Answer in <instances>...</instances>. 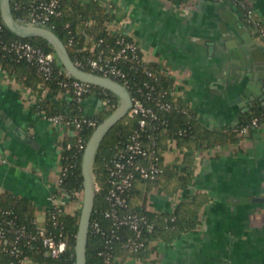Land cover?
<instances>
[{
  "label": "crops",
  "instance_id": "crops-1",
  "mask_svg": "<svg viewBox=\"0 0 264 264\" xmlns=\"http://www.w3.org/2000/svg\"><path fill=\"white\" fill-rule=\"evenodd\" d=\"M97 1L110 12L107 29L138 43L144 59L173 80L199 126L235 127L264 107L258 93L255 100L244 96L245 82L236 76L246 61L263 79L264 40L233 0ZM244 3L264 21V0ZM45 94L42 85L33 90L0 67V193L30 199L39 219L60 190L63 142L74 133L39 111ZM89 107L100 108L92 101ZM162 144L166 173L138 180L131 204L164 223L192 202L196 223L178 233L156 232L118 264H264V119L222 144L190 148L174 138Z\"/></svg>",
  "mask_w": 264,
  "mask_h": 264
},
{
  "label": "trees",
  "instance_id": "trees-1",
  "mask_svg": "<svg viewBox=\"0 0 264 264\" xmlns=\"http://www.w3.org/2000/svg\"><path fill=\"white\" fill-rule=\"evenodd\" d=\"M20 2L25 5L29 3L28 0H20ZM233 2L242 8L244 15L247 11L244 0H233ZM11 8L14 17L19 20L26 11L24 7L16 8L14 1L11 2ZM60 9L61 13L52 16L47 26L63 40L73 60L76 59L80 52L96 56L97 51L83 49L85 38L88 35L102 36L108 41H114L121 34V32L107 29V23L111 18L110 12L105 5L100 4L97 0H62ZM67 23H69V26H66ZM0 25V67L15 75L24 86L33 90H37L41 85L45 86L49 95L45 94L39 98L37 105L39 111L47 115L56 113H64L68 116L81 115L79 102L73 97L70 98L65 93L60 97L58 96L61 90L66 91V88L58 83V79L61 77L58 74V68L62 66L61 62L58 63L59 65H57L54 75L51 78L44 79L37 70L36 65L25 59H18L8 46L5 47L6 43L9 44L15 39L29 40L46 50H55L53 45L42 36L23 37L18 35L6 25L1 14ZM70 33L74 35V40L71 43L69 42ZM131 61L123 60L120 64L127 67L131 64ZM134 62L139 66L138 70L130 72L134 82L141 83L145 78L150 79L157 86V96L171 100L179 105V107H174L171 110H159L161 118L165 121L156 122L155 127L149 125L145 132L155 135L156 154L163 165V171L154 180L137 175L133 186L127 191L128 206L122 212H137L144 215L148 222L154 224L152 230H143L142 237L145 239V244L136 251L139 252L148 245L150 238L156 232L168 229L178 233L196 223L198 208L192 202L185 207L178 206L171 215L164 217V223H159L156 220L157 215L155 213L133 207L131 204V195L138 180L155 181L167 171L162 141L174 138L179 142L186 141L190 148L212 146L233 141L237 138L239 127L242 124L255 116L263 117L264 107L255 108L235 127L228 129L201 127L198 125L194 109L189 104L183 103L182 98L178 95L172 96L171 94L163 93V89L170 90L174 87L173 80L168 75L164 74L156 64L147 60H134ZM146 68H151L156 72L157 80L146 75L144 71ZM95 89L99 91L103 88L96 85ZM105 90L113 98L112 102L118 104L119 96L110 89ZM100 96L103 97L104 94H100ZM114 109V106L103 105L92 116L100 123ZM137 126V117H130L126 114L107 132L96 153L94 173L98 187L96 188L95 204L88 234L87 264H102L105 258V255L101 253L102 251L109 250L113 256L120 257L122 261L128 254L135 252L132 245H125L129 241V237L133 236V231L128 225H114L112 219L103 215V211L110 206L106 198L110 187L109 166L120 146L119 140L126 138ZM183 128L188 129L186 134H180V130ZM94 129V126L85 124L79 134L87 141ZM77 138L78 134L69 135L63 142L61 162L63 166L66 165L68 168L65 174L62 175L60 190L57 192L62 193L63 198L46 210L42 223L38 222L36 206L30 199L20 195L0 193V228H4L6 232L2 247L0 246V264H10L13 260L19 261L24 258L33 261L34 264H76L75 243L81 211V205L78 207L77 201L80 200L79 193L83 191L84 187L81 168L84 150H78L76 145ZM146 139L148 140V138ZM68 142L72 143V147L68 148L66 146ZM95 219L99 220L101 231L92 229L91 224ZM40 225H43L47 233L56 234V236L67 240L68 247L64 253L53 257L47 252L39 234ZM19 228L23 229L24 234H20L17 237L15 231ZM102 229L105 233L102 232ZM5 246L7 249H3Z\"/></svg>",
  "mask_w": 264,
  "mask_h": 264
},
{
  "label": "built area",
  "instance_id": "built-area-1",
  "mask_svg": "<svg viewBox=\"0 0 264 264\" xmlns=\"http://www.w3.org/2000/svg\"><path fill=\"white\" fill-rule=\"evenodd\" d=\"M12 1H14V6L16 8H25L26 11L21 15L20 20H17L26 24L48 27L47 23L50 21L51 17L61 13L60 7L62 0H28V5L23 4L20 0H11V2ZM246 8L247 11L244 14L245 21L254 27L259 37L264 39V21L255 15L253 9L249 5L246 4ZM66 26H69V23H67ZM69 32L71 31L69 30ZM73 40L74 35L70 33L69 42L71 43ZM6 46L16 54L18 59H25L36 65L37 70L42 74L44 79L51 78L54 75L57 65H59L58 63L61 62L55 50H46L29 40L15 39L9 44L6 43L5 47ZM83 49L97 51V54L96 56H92L80 52L74 60L76 65L100 75L110 76L125 85L132 99V104L127 114L130 117H137L138 119V126L129 133L126 138L119 140L120 146L109 166L110 187L107 191L106 198L110 206L103 211V215L112 219L114 225H128L134 234L129 237V241H127L125 245H132L133 250L137 251L145 244V239L142 237L143 230H152L154 224L148 222L144 215L137 212H122V210L128 206L127 191L133 186L137 175L142 178L154 180L163 171V165L159 160V156L156 154L155 135L150 132H145L149 125L155 127L154 125L156 122L165 121L161 118L159 110H171L174 107H179V105L171 100L157 96V86L150 79L145 78L141 83L134 82L133 78L130 76V72L139 69V66L134 60L141 61L145 59L142 55L140 46L131 36L121 33L114 41H108L102 36L96 37L94 35H88L85 38ZM123 60L132 61L129 66L125 67L120 64ZM144 71L148 77L157 80L158 76L154 70L146 68ZM58 74L61 75L58 79V83L66 88V91L61 90L58 96L60 97L65 93L68 97H73L79 102L81 115L76 114L68 116L64 113L47 115L44 112L41 113L54 123H60L75 129L74 134H78L76 143L77 148L78 150H84L87 141L79 134V131L85 124L96 127L99 123L92 115L83 114L84 107L81 101L95 94L102 99V106L108 105L116 108L119 103L116 104L112 102L113 98L109 96L105 90L107 88L100 86L103 89L97 91L95 89L96 84L75 77L63 63L62 66L58 68ZM43 88L46 90L45 86H43ZM163 93L176 96L177 87L174 85L170 90L163 89ZM100 94H104V96L101 97ZM262 119H264V111L263 117H252L251 120L239 127L238 132L247 133ZM187 132V128L180 130V134H186ZM146 138H148V140ZM66 146L70 148L72 147V143L68 142ZM67 168L68 166L66 165L61 166L59 185L62 181V175L65 174ZM97 187L98 185L96 183V188ZM52 200L53 205L59 198L55 194L52 196ZM38 222L42 223L43 219H39ZM91 225L94 231H101L98 219H95ZM40 227L39 234L43 246L50 255L57 257L67 250L68 242L66 239L58 237L56 234L47 233L43 225H40ZM15 232L17 237H19L20 234H24L22 228L16 229ZM102 232L105 233L103 229ZM5 237V229L0 228L1 247ZM3 249H7V247L5 246ZM101 253L105 255L102 264H118L120 257L113 256L111 251L106 250ZM10 264H34V262L24 258L19 261L13 260Z\"/></svg>",
  "mask_w": 264,
  "mask_h": 264
},
{
  "label": "water",
  "instance_id": "water-1",
  "mask_svg": "<svg viewBox=\"0 0 264 264\" xmlns=\"http://www.w3.org/2000/svg\"><path fill=\"white\" fill-rule=\"evenodd\" d=\"M0 10L3 21L6 25L18 35L42 36L47 39L54 47L60 61L75 77L91 82L93 84L105 87L116 93L120 102L118 106L105 117L93 130L87 140L82 155L81 168L83 173V198L79 217V225L76 234L75 254L76 264H87V241L91 222V216L95 204L96 182L94 173V161L98 148L111 127L123 118L132 104L131 94L127 87L120 81L105 75H100L76 65L63 40L49 27L41 25H32L19 22L13 15L11 0H0ZM242 58H245L243 50L238 48ZM253 62V61H252ZM244 69L236 75L238 80L245 82L242 93L244 96H251L258 93V99L264 105V76L261 81L258 80L256 70H250L247 62L243 61ZM247 77V79H245ZM246 80V81H245ZM255 100V96H251ZM257 99V97H256ZM102 107V99L97 95H90L81 101L84 107V115H93V108L89 107V102Z\"/></svg>",
  "mask_w": 264,
  "mask_h": 264
},
{
  "label": "rangeland",
  "instance_id": "rangeland-1",
  "mask_svg": "<svg viewBox=\"0 0 264 264\" xmlns=\"http://www.w3.org/2000/svg\"><path fill=\"white\" fill-rule=\"evenodd\" d=\"M72 129V132H75V129H73V128H71ZM74 134V133H73ZM165 162V161H164ZM57 196H58V198L59 199H62L63 197V194L62 193H58L57 194ZM82 198H83V191L81 192V193H79V201H77V206L78 207H80V205H82ZM81 203V204H80ZM66 208H68V207H66ZM39 217H41L42 218V213H39Z\"/></svg>",
  "mask_w": 264,
  "mask_h": 264
},
{
  "label": "flooded vegetation",
  "instance_id": "flooded-vegetation-1",
  "mask_svg": "<svg viewBox=\"0 0 264 264\" xmlns=\"http://www.w3.org/2000/svg\"><path fill=\"white\" fill-rule=\"evenodd\" d=\"M257 33V32H256ZM264 40V39H263Z\"/></svg>",
  "mask_w": 264,
  "mask_h": 264
}]
</instances>
